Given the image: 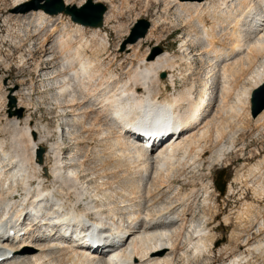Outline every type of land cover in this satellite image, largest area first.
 Wrapping results in <instances>:
<instances>
[{
    "label": "bare ground",
    "instance_id": "obj_1",
    "mask_svg": "<svg viewBox=\"0 0 264 264\" xmlns=\"http://www.w3.org/2000/svg\"><path fill=\"white\" fill-rule=\"evenodd\" d=\"M30 1L34 0H13L10 10L11 16L16 18L13 20L11 16L3 17V22L9 26L12 22H21L23 6ZM77 1L66 0L65 5L76 4L80 7L85 2ZM163 3L167 8L164 12L171 15L170 11L175 8V21L189 31L184 45L182 44L183 49L188 48L185 49L184 56L192 55V44L196 40L203 49L199 57H204L205 52L208 54L207 67L210 66L211 70L207 77L211 78L219 73L218 84L215 83V86L207 82L197 92L187 88L183 92L168 95L166 82L160 79V75L170 70L172 73L169 75V83L176 90V72L180 66L174 61L175 56L167 53L153 58L149 53L150 48L142 55L138 54L136 48H128L134 51L114 68L117 56L109 55V36L98 34L111 21L110 18L114 19V14L110 17L106 13L104 26L93 28L95 32L92 34L87 33L84 28L86 26L75 23L72 19V23H66L62 15H50L42 10L32 11L31 18L22 25L28 33L34 28L39 32L38 35H42V32L46 34L47 31L41 38L40 46H47L45 41L54 34L57 35L56 40H60L57 41L59 55L56 72H48L47 68L43 72V82L58 85V97L54 101L61 114L63 113L64 126L58 128L59 140L48 151L47 159L51 158L52 164L41 165L36 160V154L39 148H43L42 140L44 142L45 137H50L49 128L44 126L42 130L38 129L36 124L33 125L32 115L19 118L14 114L5 122V127L8 126L11 131L12 148L11 151L5 149L0 152V190L7 197L4 201L0 200V230L9 239L0 246V264H176L181 257L194 261L203 255L209 260L214 254L212 248L216 242L213 231L233 225L227 215L223 221L215 223L210 212L207 214V209L210 211L214 202H211V187L208 188V184H202L205 193L193 188L189 194H184L181 187H177L175 191L180 197L174 205L171 201L169 206L163 203L159 208L146 210L142 206L146 204L147 198L152 201L155 192L162 195L167 194V189H173L172 182L178 174L183 176L188 168H202L211 147H217L212 149V163H221L227 152L236 151L240 136L238 132L249 127L246 126L247 121L254 122L255 132H264V111L257 118L251 116L253 92L264 84V26L258 27L256 33L248 32V26L255 20L262 24L264 0H164ZM7 4L8 0H0V13L3 12L1 8ZM54 16L60 18L53 19ZM23 17L26 20L27 16ZM251 17L253 19L249 22ZM30 19L35 21L34 26ZM220 34H225L227 40H230V47L217 45L218 41H222ZM151 35L152 32L149 37ZM20 59L23 60L24 56ZM0 61L5 62L2 52ZM131 64L134 68H131ZM244 73L246 75L243 79L246 82L243 85L242 81L243 86L239 88L237 95L234 94L236 102L234 100L233 104L229 103L233 80L237 83L238 79L234 78H241ZM3 78L0 77V85ZM32 88L33 86L29 90ZM7 94L18 99L15 107L17 110L29 109L32 105L31 93L21 92L18 95L14 92V87L9 86ZM45 98L48 96L42 97ZM71 106L75 109H71ZM184 112L189 113L185 120ZM227 118L228 122L224 120ZM85 119L95 120L93 124L92 121L83 124ZM231 122L239 124L238 131L234 130L236 126L234 129L230 128ZM88 132L100 133L102 142L107 145L93 148L95 158L104 162V173L99 175L101 179H109L108 173H121L124 179L121 183L116 181L121 192L117 191L122 198L117 207L111 203L107 206V200L116 198V187L113 189L108 181L99 182L100 178L95 180L96 184L91 179L101 169L85 174L91 169H85L84 162L75 166L67 158H63V140L68 138L71 142H76ZM135 132L140 136L145 133L149 135L152 141H146V146L158 141L155 150L148 153L135 149L134 144H131V137ZM167 136L171 139H166ZM228 137L230 144L225 145ZM6 143L0 138L1 148L4 149ZM110 147L113 148L111 151ZM89 151L85 152L86 158L91 156V153H87ZM77 154L78 152L72 151L70 157L75 158ZM110 159H114L116 164L114 161L115 165L111 163L113 166L105 167V161ZM96 162L101 164L97 159ZM248 172L251 178L264 176V159L251 166ZM220 182L223 183V179ZM19 189L24 195L20 200H15L12 196ZM232 190L229 186L227 192L226 187L222 198H225L226 193L228 197ZM218 191L220 192L219 189ZM253 191L257 199L264 201V182L255 186ZM201 194L204 209L200 212L201 222L196 223L194 205ZM149 206L152 208L153 205ZM251 206L254 205L245 203L238 213L236 219L239 230L244 228V219L248 217L245 215ZM254 208L256 210L255 206ZM218 212L214 208L212 215L218 218L221 215ZM262 224L263 230L264 222ZM98 229L103 231L97 240L106 237L104 241L110 246L115 244L116 249L107 254L100 251L92 254L81 251L79 246L75 247L73 243H84L85 238L92 237ZM10 230H13L11 236L8 234ZM263 241L264 236L256 245L249 247V251L262 250L264 253ZM183 246L185 251L180 252ZM222 249L225 251L227 247L223 246L220 251ZM188 251L192 254L189 255ZM248 257L240 256L233 259L232 263L247 261Z\"/></svg>",
    "mask_w": 264,
    "mask_h": 264
},
{
    "label": "rangeland",
    "instance_id": "obj_2",
    "mask_svg": "<svg viewBox=\"0 0 264 264\" xmlns=\"http://www.w3.org/2000/svg\"><path fill=\"white\" fill-rule=\"evenodd\" d=\"M34 1H30V2H34ZM78 1L80 2L81 0H78ZM94 1L97 3L105 4L108 7L107 14L109 13L110 17L114 15L115 17H117V18L114 17V19L110 18L111 21H108L107 26L105 25L104 28H102L101 33H98L100 35L104 34L103 36H106V34L109 36L108 41L110 40L109 41L110 44L107 50L109 52V55L117 56L115 58L114 68H117L118 64L121 61H124V58L125 57L127 58V55H130L134 51L133 49L131 51L128 50V48L130 47L136 48V50L139 51L138 53L139 55L146 53L147 50L150 48L149 53L150 55H152L153 48L159 46L164 51V53H162L161 55L167 53L171 56H175L174 61H177L176 63L179 64L180 66V69L178 68V71L176 72V74H178L176 76L178 77L176 90L169 83L170 82L169 75L172 73L170 72V70H168L167 73H164L166 74L165 78L161 77L162 74L160 75V79L166 82V86L168 88L167 89L168 95H173V94H177L178 92H183L187 88L191 91L193 90L197 92V89L204 86L207 82H211V85L213 84V86H215V83L218 84L217 80L219 77V73L213 75L211 78H208L207 75L204 74V68H206L209 64V59L207 58L208 54L205 52V54H203L204 57H199L203 49L202 47L199 46L197 40L196 42L192 44V52H193L192 55L184 56L186 54L184 51L185 49L187 50L188 48L186 47L185 49H183V45H184L185 36L186 34H188L189 31H187V27L185 28L181 24H178L175 21L173 17L175 16V8L170 11L169 14L171 15H168L167 12H164L167 9L163 3L164 0H159V1H156V0H94ZM180 1L185 2L186 0H180ZM188 1H192V0H188ZM27 4H24L23 9ZM12 5H13V0H8V4L4 6L3 8H1V11L3 12L0 13V52H2L5 58L4 63L0 61V77H4L3 80H1L3 83L1 82V85H0L1 86L0 87V122H1L0 123V126H1L0 138L2 140L7 141L4 149L0 147V152L5 149H6L5 151H11V148H12L11 131L10 129H8L9 128L8 126L5 127V122L9 118L8 111H9V106H10V98L13 97L8 94L6 95V90L9 86H13L14 92L16 91L18 95L21 92H24L27 94L28 93L33 94L32 98L30 99V102L32 103L31 107H29L30 110L28 109V107L24 108L25 114L21 118L32 115V118L34 121L33 125L36 124L39 127L38 129H41V130H42V127L47 126L49 130L51 131V135H49L50 137L48 136L45 137L44 142L43 140L41 142L43 143V148H45L44 154L46 155L50 147L56 142H58L59 140L58 134H57V131H59L58 128L64 126L63 124L64 121H63V116H62L63 113L61 114V110L58 109L57 103L54 101V99L58 97V92H59L58 85L52 82L49 83L48 81L43 82L44 80L43 72H46L47 68L49 69L48 72H53V73L54 71L56 72V69L58 67V55H59L58 53L59 47H58L57 41H60V40H56L57 35L54 34L52 35V38L45 41V44L47 46H44V44L43 46H40L39 43L41 42V38L47 34V31H46V34L45 32H42L43 33V34L41 33L42 35H38L39 32L38 31L36 32L37 29L35 28L30 29L29 33L27 32V30H24L25 26H22V25L28 22V18H31L30 14L32 11L28 13H21L20 18L22 20L21 22L17 24L15 22H12L11 26H9L7 23L3 22V17L11 16L12 11L10 9ZM24 15L27 16L26 20H24V17H23ZM60 15L63 16L64 22L72 23L71 17L69 15H66V14H60ZM11 18L14 20L16 17L12 15ZM58 18L60 17L54 16L53 19H58ZM141 19H145L151 23L149 33L146 35L145 38H142L137 43L128 44L125 50L122 51L121 46L123 42L127 39V37H129L132 29L134 28V24L138 20H141ZM29 21L32 22L31 19ZM34 22L35 21L32 22L33 26H34ZM207 23L210 25L209 21H207ZM84 28L87 29L86 31L89 34H92L95 32L94 31L95 29L93 28H90V27H84ZM150 32H152L151 37H149ZM222 33L223 31L221 32V34ZM225 34L220 36L222 41L221 42L218 41L217 43V45L220 47L222 45H223L222 47H226L225 45H228L227 47H230L231 45L230 40H227V38L224 36ZM223 38H226V39H223ZM21 41L22 43L20 44ZM137 46H139L138 49H137ZM21 56H24L23 60L20 59ZM183 57H185V59ZM127 61L130 62V60H127ZM132 64L136 65L135 62H133ZM132 64H131V68H134L132 67ZM244 75L246 74L244 73L241 76V78L240 76L239 77L237 76L234 78L235 80L236 79L238 80H236L237 83L233 80V83H232L233 91L231 93L232 97L230 96L228 98L229 103L233 104L234 102H236L237 92L240 90L239 88H241L246 82L245 79H243ZM242 81H243V85L241 84ZM247 84L249 86V83ZM32 86L33 88L30 91L29 88H31ZM190 87L191 88L195 87L196 90L194 88L190 89ZM232 94L233 95L236 94V95L233 96ZM43 96H48V98L42 99ZM15 99L18 104V99L17 98ZM17 104L15 107H17ZM216 105L217 103H215V107ZM15 107L10 108V110H13L14 112L13 115L14 114L16 115L15 111H17V109H15ZM77 107L78 106H76V108ZM71 109H75V108L72 107ZM86 120L87 119L83 121V124H87L88 121L89 122L92 121L91 123L93 124L95 119H90L88 121ZM224 120L228 122V118ZM246 123H247L246 126H249L250 128L246 127L245 131L238 132L240 136L238 135L239 137L237 139V147H238L237 150L236 151L233 150L232 152H227L225 159L221 161V163L216 162L217 163L216 164L215 162L212 163L210 161V157L213 154V151H212L213 147H211L210 149H208L209 151L206 157L204 158L205 161H204V166L202 168L195 169L193 167L194 170L192 168H188L187 169L188 172L186 173L183 172V176H181L180 174L177 175V178H175V180L172 182L173 189L172 188L167 189V191L169 190L168 192L166 191L167 194L163 193L167 199H165V196L162 193L161 194L163 196L160 195V193H158L157 191L155 192L156 194L154 193L155 196L151 198L153 203L149 198H147L148 200L146 199V204H143L142 206L143 210H146V209L159 208V206L162 205L163 203L169 206L171 201H172L171 204L174 205L175 201L178 199V197H180L177 195V192H176L177 190L175 191L177 187L180 186L184 194H189L193 190V188L196 190H201V193L203 192L205 193L204 188H202V184H205V185L208 184V188L211 187V190H210L211 202L213 201L214 202L211 205L210 211L207 209V214H209L210 212L211 217L213 218V221L215 223H220L221 221H223V218L225 215L229 216V218L231 219V223H233L232 226L226 229L217 228L216 230L213 231L215 235L214 237L216 238V240L215 239L214 240L216 242L213 243V248H212V251L214 252V254L211 257H209V260L207 256H204V255H203L204 257L202 256L203 258L200 257V259H195L194 261L193 259L191 261V259L187 260L185 259V257H181L177 260L176 264H206V263L207 264H234L232 263V260L240 256H243V255L249 256L248 260L242 261L241 263L236 262L235 264H264V253H262V250H260V252L259 251L258 252L249 251V247L256 245L258 243L257 241H261V239L264 236L263 235L264 233H261L264 231V228L262 230V226H261L263 225L262 223L264 222V201H262L259 198L257 199L253 191V188L255 186H257L260 183L263 184L264 176L261 177L260 175H258L257 176L258 179L257 177L251 178L248 176L249 174L248 169H250V167L253 166L254 164L256 165L257 163H260L264 159V132L263 131L255 132V130L253 129L254 128L253 125H255L254 122L247 121ZM230 124H231L229 125L230 128L234 129V127L236 126L234 130L238 131L237 127L239 126V124L237 122H236L237 125L234 124V122H231ZM4 128H5V132H3ZM247 128L249 130H247ZM86 136L84 134L82 137H79L77 139L78 141L76 142H71V141L66 142L65 140L68 138H65L63 140L65 144L63 148L65 147L64 149H67V151L70 149L72 150L74 149L76 152L77 150L78 152H80L85 147H88V148L91 147V149L87 148L88 151L90 150L87 153H91V156H88L87 162H84L85 169H87L88 167L91 170L89 171V173L86 172L85 174H91L94 171L97 172L98 169L99 170L101 169V171L98 170L99 172L95 173L96 175H93L91 177L92 181H94L95 184H96L95 180L99 178H100L99 182L108 181L110 182L111 187L113 185V189L114 187H116L115 189L117 191L119 187L117 185H119L121 181H124V179L120 175L121 173L120 174L117 173V175L116 173H114V175L113 173L111 174L108 173L109 179L102 180L100 176L104 173V170H102L104 168L103 166L104 162L101 163L102 162L101 160H99L98 158H95V154L93 152V148L95 147L101 148V146H107V145L106 144L104 145V143L102 142L103 140H102V137H100V133L88 132ZM99 137L101 138L100 139L101 141L99 140ZM79 139H81V141ZM98 141L100 142L101 145L99 144ZM229 144H230V141L228 137L225 142V145H229ZM111 148L112 147L109 148L110 149L109 151L113 149ZM214 148L217 149L216 146ZM65 152H63V158H66L65 155L69 153V152L68 153L67 152L65 153ZM48 156L49 155L47 153L46 157ZM70 156H72V154ZM84 156L85 155H83L82 157ZM50 159L51 158H48V159L45 158L46 163L43 162L40 164L41 165H51L52 160L50 161ZM96 159L98 162L100 161L101 164L97 163ZM36 160H38L37 154H36ZM77 160L78 161L74 163L75 166L77 164L78 165L81 164L82 162L80 160V157H78ZM111 160L112 159L105 161V164H106L105 167L113 166L116 164V161L114 159L112 160V162ZM114 161H115V164H114ZM111 163L113 165H111ZM31 173L34 174V172H31ZM220 175H223V181L224 183L227 184V192H228L229 186L231 187V189H233L232 193L228 197H226L227 196V193H226V196L224 199L222 198V194L221 192L218 191V187H217V182H218ZM116 181L119 183H117ZM118 191L119 193L121 192L120 189ZM118 191H117V195L115 196L116 198H113V200L111 201L107 200V203H109L107 204V206L110 205V203L112 206H116V205L118 206L120 204L119 202L122 198H120V194L118 193ZM0 195H1L0 196L1 201L2 200L4 201L7 198L5 197L6 196L5 194L1 193V190H0ZM167 195L169 196L167 197ZM202 195L203 194H201L200 199L194 205L195 206L194 211L196 212L195 213L196 223L201 222L200 219L202 218V215L200 212H202V210L204 209V204H203L204 199ZM158 196L160 197V199ZM12 197H15L14 198L15 200H20V198L23 197L22 190L19 189V192L16 193V195L14 194V196ZM154 200H155V204H154ZM245 203H252L256 207V210L254 206H251L252 208H250L249 212L245 215L246 217L247 216L248 217L244 219L245 220L244 228L242 230H239V227L237 226L238 219L236 218H238L237 215H239L238 213H240V210L243 209V205ZM149 204L153 205L152 208L149 206ZM214 208H217L219 210L218 213L221 214L218 216V218L212 215ZM250 212L252 216L249 214ZM248 218H249V222H248ZM256 220L260 223H258ZM245 225L247 227H245ZM257 225H259L260 227H258ZM257 232H259L260 234ZM239 236L241 238H239ZM236 237L239 238L240 240H237ZM257 238H259L260 240ZM223 246L227 247V250L224 251L222 249L221 250L222 252H221L220 248H222ZM182 248H185V246L180 248V252L185 251V249H182ZM188 254L191 255L192 252L188 251Z\"/></svg>",
    "mask_w": 264,
    "mask_h": 264
},
{
    "label": "water",
    "instance_id": "obj_3",
    "mask_svg": "<svg viewBox=\"0 0 264 264\" xmlns=\"http://www.w3.org/2000/svg\"><path fill=\"white\" fill-rule=\"evenodd\" d=\"M66 0H36L34 2L28 3L22 13H28L31 11H39L42 10L50 15H59L66 14L71 17L73 22L84 25L90 28H102L104 26L105 15L108 11V7L105 4L97 3L94 0H86V2L78 7V6H66ZM188 1V0H186ZM196 1V0H192ZM201 1V0H200ZM151 27V23L145 19L138 20L134 24V28L132 29L129 37L123 42L121 50H125L128 44H135L140 41L142 38H145L149 32ZM163 49L159 46L153 48L152 56L155 58L158 55L163 53ZM162 78L166 77V74L161 75ZM17 101L15 98H10V106H9V116H13V110L10 108L15 107ZM264 111V84L257 88L253 92L252 96V109L251 115L253 118H257ZM24 109H19L15 111L17 117L21 118L24 116ZM45 152V148H40L37 152V158L39 163H43V155ZM223 179V175L219 176L217 187L220 190L221 194L224 196L225 189L227 187L226 183H221L220 181Z\"/></svg>",
    "mask_w": 264,
    "mask_h": 264
}]
</instances>
